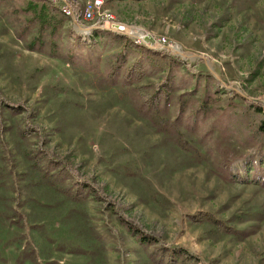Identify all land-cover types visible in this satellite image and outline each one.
Segmentation results:
<instances>
[{"label":"rangeland","instance_id":"1","mask_svg":"<svg viewBox=\"0 0 264 264\" xmlns=\"http://www.w3.org/2000/svg\"><path fill=\"white\" fill-rule=\"evenodd\" d=\"M24 6L0 2V264H264V0H103L178 45L164 70L68 19L29 49Z\"/></svg>","mask_w":264,"mask_h":264},{"label":"trees","instance_id":"2","mask_svg":"<svg viewBox=\"0 0 264 264\" xmlns=\"http://www.w3.org/2000/svg\"><path fill=\"white\" fill-rule=\"evenodd\" d=\"M66 1L67 4L72 9H79L80 5L75 4L73 0H66ZM24 2H25V6L19 9V16H21L22 18V20L19 21V23L23 24L22 26L24 30L28 28L29 30L33 31L35 29L37 33V36L31 38V40L28 42L29 49H36L38 51H43L47 47L51 49L57 48L58 46L56 43V38H58L59 30L62 26H64L65 22L67 21V19L69 20V18L65 16L62 13V11L59 9V7L58 6L56 7L51 0H24ZM97 33L113 34L109 31H102V30L95 31L94 37L92 39L93 41ZM113 35L114 37L117 38L116 40L118 45L123 47V49H126L127 47L136 49L141 56H144L160 70L169 68L173 62L172 59L170 58V55L168 54H162V52L153 51L141 44L135 43L131 39H128L122 35H116V34ZM68 37L70 42L77 45L82 43L83 46H88L90 44L89 45L90 48H92V46L94 45L92 40L85 43L83 40H81L80 36L77 33L76 36H74V34H69ZM120 60L121 61L126 60L124 51H122L120 54ZM157 87L159 88V92L163 91L167 94L166 95V101H167L169 90L171 88L170 85L167 84V79L162 84L157 85ZM203 103L204 106L211 108L210 102L207 105L208 103L207 96L203 99ZM151 108L152 109L150 110H157V111L162 110L160 107L156 105H151ZM183 110H184V105H181V112H183ZM259 128L262 130V132L264 131V119H263V123L260 124ZM23 131H25V129H23ZM82 184L86 190H88L92 194H96L97 189L93 187L91 184H88L86 182ZM139 238L141 239V241H148L147 238L141 236Z\"/></svg>","mask_w":264,"mask_h":264},{"label":"built area","instance_id":"3","mask_svg":"<svg viewBox=\"0 0 264 264\" xmlns=\"http://www.w3.org/2000/svg\"><path fill=\"white\" fill-rule=\"evenodd\" d=\"M58 7L62 13L69 18L73 27H78L76 32L81 40L89 42L94 37V32L98 30L109 31L116 35H122L131 39L137 44H141L155 51H171L174 53L177 44L171 43L164 35L154 36L144 30L131 27L121 22L115 21L110 14L101 10L103 0H86L82 8L72 9L64 0H58ZM150 36L154 43L144 42L143 39ZM175 54V53H174Z\"/></svg>","mask_w":264,"mask_h":264},{"label":"water","instance_id":"4","mask_svg":"<svg viewBox=\"0 0 264 264\" xmlns=\"http://www.w3.org/2000/svg\"><path fill=\"white\" fill-rule=\"evenodd\" d=\"M144 42H149V43H154V39L150 36H146L144 39H143Z\"/></svg>","mask_w":264,"mask_h":264},{"label":"bare ground","instance_id":"5","mask_svg":"<svg viewBox=\"0 0 264 264\" xmlns=\"http://www.w3.org/2000/svg\"><path fill=\"white\" fill-rule=\"evenodd\" d=\"M180 52V51H179Z\"/></svg>","mask_w":264,"mask_h":264}]
</instances>
